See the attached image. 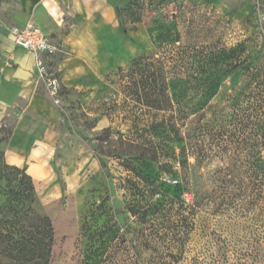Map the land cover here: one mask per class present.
Here are the masks:
<instances>
[{
    "label": "rangeland",
    "instance_id": "obj_1",
    "mask_svg": "<svg viewBox=\"0 0 264 264\" xmlns=\"http://www.w3.org/2000/svg\"><path fill=\"white\" fill-rule=\"evenodd\" d=\"M242 1L108 0L123 38L107 43V63L97 77L65 89L54 102L65 151L54 153L50 174L33 182L55 232L49 264H81V215L103 198L107 209L96 208L99 221L106 211H120L113 219L142 259L134 261L126 243L113 249L115 262L159 263L163 243L149 237L157 249L141 246L142 224L127 207L144 173L158 177L175 196L159 221L182 212V202L190 206L193 189L177 162L181 146L190 163L199 161L192 182L209 172L210 200L192 210L187 248L175 264H264V0H248L247 9L237 11ZM135 58L157 70L158 79L164 66L167 92L181 109V139H150L148 125L167 113L146 105L151 86L143 89L131 64ZM106 132L109 137H98ZM151 141L157 161L145 159L152 154ZM4 143L0 166L7 163ZM6 226L0 214V230ZM1 250L2 244L0 264H10Z\"/></svg>",
    "mask_w": 264,
    "mask_h": 264
},
{
    "label": "trees",
    "instance_id": "obj_2",
    "mask_svg": "<svg viewBox=\"0 0 264 264\" xmlns=\"http://www.w3.org/2000/svg\"><path fill=\"white\" fill-rule=\"evenodd\" d=\"M131 64L138 67L143 89L145 84L151 86V92H145L146 105L167 113L163 114L161 119L153 120L148 125L150 139L154 140L160 136L163 139H181L177 126V118L181 116V109L174 107L173 100L167 92L168 81L164 66L158 68L160 74L158 79L157 70H150V64L146 62L140 64L137 58L133 59ZM9 134L10 129L1 125L0 144L7 140ZM109 135L106 132L99 134L98 137H109ZM152 144H155L154 141L150 144L152 154L146 156L145 159L157 161L158 152ZM177 157L184 176V183L193 189L194 198L190 206L183 207L182 202L179 205L182 212L172 213L170 220L159 221L162 216L167 217V210H170L167 205L174 203L175 196L158 177L144 173L143 186L137 188L134 192L136 196L130 200L127 207L129 214L135 217V222L142 224L138 228L141 246L151 245L157 249L155 244L149 243V237L153 239V242L157 240L163 243L164 254L160 256V262H155V264L178 262L187 248L192 232V210L202 208L206 201L210 200V185L206 183V180L210 179L209 172L202 178L203 180L192 182L191 173L197 169L199 161L195 160L194 163H190L184 153V146H181ZM99 162L101 166L104 165L102 159H99ZM263 162L261 160V176L264 177ZM127 165L130 167L131 164ZM2 180L7 182L4 188H0L1 221L3 225H7L6 230H0L2 254L8 258L10 264H49L55 240L54 227L37 195L31 175L27 173L25 166L19 167L4 163L0 166V186ZM105 201L106 198H103L97 206L107 209ZM96 208L91 207L85 210L79 222L81 264H117L112 255L113 249L115 246L121 247L126 243H129L128 247L134 250V261L142 263L139 248L121 232L118 222L113 219L119 215L120 211L113 210L110 213L106 211L105 218L99 221Z\"/></svg>",
    "mask_w": 264,
    "mask_h": 264
},
{
    "label": "crops",
    "instance_id": "obj_3",
    "mask_svg": "<svg viewBox=\"0 0 264 264\" xmlns=\"http://www.w3.org/2000/svg\"><path fill=\"white\" fill-rule=\"evenodd\" d=\"M249 4L243 0L237 11ZM110 7L108 0H0V126L10 124L5 161L25 166L35 185L50 174L53 154L64 153L66 133L59 128V107L38 77L37 57L14 42L10 28L32 22L56 44L40 59L61 93L97 77L107 63V43L123 38Z\"/></svg>",
    "mask_w": 264,
    "mask_h": 264
},
{
    "label": "built area",
    "instance_id": "obj_4",
    "mask_svg": "<svg viewBox=\"0 0 264 264\" xmlns=\"http://www.w3.org/2000/svg\"><path fill=\"white\" fill-rule=\"evenodd\" d=\"M10 33L13 36L15 43L22 45L27 51L33 53L37 57L38 77L42 80L49 96L55 103L60 101V84L57 77L50 74L40 55L43 53H54L57 50L54 44L47 35L35 24L28 22L23 26H12ZM8 64V62H6ZM185 199H189L188 193L184 192Z\"/></svg>",
    "mask_w": 264,
    "mask_h": 264
}]
</instances>
